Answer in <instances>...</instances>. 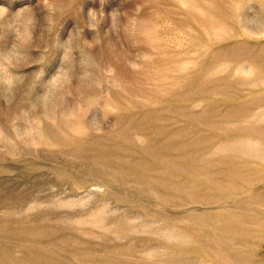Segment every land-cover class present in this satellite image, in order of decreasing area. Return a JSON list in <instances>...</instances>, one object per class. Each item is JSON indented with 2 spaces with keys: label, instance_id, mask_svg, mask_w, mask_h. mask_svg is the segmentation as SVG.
Here are the masks:
<instances>
[{
  "label": "rangeland",
  "instance_id": "374dc122",
  "mask_svg": "<svg viewBox=\"0 0 264 264\" xmlns=\"http://www.w3.org/2000/svg\"><path fill=\"white\" fill-rule=\"evenodd\" d=\"M0 264H264V0H0Z\"/></svg>",
  "mask_w": 264,
  "mask_h": 264
}]
</instances>
